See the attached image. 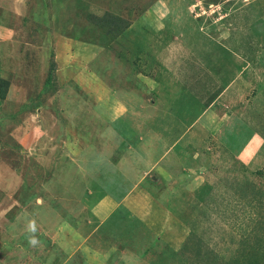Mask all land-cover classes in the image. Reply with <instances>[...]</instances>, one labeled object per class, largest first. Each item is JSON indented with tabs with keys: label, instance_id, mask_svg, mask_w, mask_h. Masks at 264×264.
<instances>
[{
	"label": "rangeland",
	"instance_id": "obj_1",
	"mask_svg": "<svg viewBox=\"0 0 264 264\" xmlns=\"http://www.w3.org/2000/svg\"><path fill=\"white\" fill-rule=\"evenodd\" d=\"M0 264H264V0H0Z\"/></svg>",
	"mask_w": 264,
	"mask_h": 264
},
{
	"label": "trees",
	"instance_id": "obj_2",
	"mask_svg": "<svg viewBox=\"0 0 264 264\" xmlns=\"http://www.w3.org/2000/svg\"><path fill=\"white\" fill-rule=\"evenodd\" d=\"M90 19H93V20H99L98 18H96V17H93V16H91V18ZM103 20H111V21H116V20H114L113 18H111L110 16H105L104 17V19ZM117 22H118V20H117ZM104 24V23H103ZM103 27H104V25H102Z\"/></svg>",
	"mask_w": 264,
	"mask_h": 264
},
{
	"label": "crops",
	"instance_id": "obj_3",
	"mask_svg": "<svg viewBox=\"0 0 264 264\" xmlns=\"http://www.w3.org/2000/svg\"><path fill=\"white\" fill-rule=\"evenodd\" d=\"M93 215H94V216H93V219H94L95 221H98V220L100 221L99 223L97 222V223L99 224V226L102 224V222L104 223L105 220H104V221H101V220L99 219V215H97V214H93ZM100 227H101V226H100Z\"/></svg>",
	"mask_w": 264,
	"mask_h": 264
}]
</instances>
